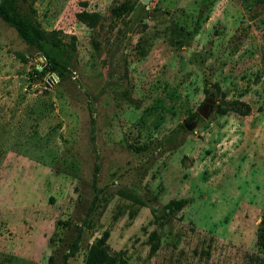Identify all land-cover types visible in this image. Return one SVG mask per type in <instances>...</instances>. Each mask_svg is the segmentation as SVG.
I'll return each mask as SVG.
<instances>
[{
    "label": "rangeland",
    "instance_id": "374dc122",
    "mask_svg": "<svg viewBox=\"0 0 264 264\" xmlns=\"http://www.w3.org/2000/svg\"><path fill=\"white\" fill-rule=\"evenodd\" d=\"M20 12L61 45L46 85L0 18V264H84L105 230L117 264H264V0Z\"/></svg>",
    "mask_w": 264,
    "mask_h": 264
},
{
    "label": "trees",
    "instance_id": "16d2710c",
    "mask_svg": "<svg viewBox=\"0 0 264 264\" xmlns=\"http://www.w3.org/2000/svg\"><path fill=\"white\" fill-rule=\"evenodd\" d=\"M26 2L27 0H21ZM30 10L34 12V8L31 6ZM0 18L5 21L8 25L12 26L18 34L31 46L37 48L40 53L39 55L44 56L45 65L41 68L42 73L53 72L57 69V61L52 58L44 49V42H49L54 46L61 45V39L56 35V32H47L40 27L30 16L23 15L20 12V0H0ZM78 18L88 25H95L98 16L88 12H80ZM235 102H239L236 100ZM245 107L238 108V111L242 114L249 112V106L242 104ZM219 111L222 113L227 112V108L219 107ZM184 205V199L170 200L165 206L164 210L169 209L173 211L180 209ZM159 216H156V219ZM264 223V218L262 220ZM109 237V231L105 230L99 237L89 244L84 264H117L118 260L113 255L107 244ZM259 243L264 247V228L262 227L259 232ZM76 247V246H75ZM74 247V248H75ZM74 248L72 250H74ZM72 253V252H69ZM71 254H67L66 257Z\"/></svg>",
    "mask_w": 264,
    "mask_h": 264
},
{
    "label": "water",
    "instance_id": "95a60500",
    "mask_svg": "<svg viewBox=\"0 0 264 264\" xmlns=\"http://www.w3.org/2000/svg\"><path fill=\"white\" fill-rule=\"evenodd\" d=\"M213 99L208 97L205 99L204 104L201 108H199L198 112L201 116H205L208 108L211 104H213ZM193 119V118H192ZM185 128H187L188 130L191 129L194 126V121H190L189 123H184Z\"/></svg>",
    "mask_w": 264,
    "mask_h": 264
},
{
    "label": "built area",
    "instance_id": "2783aa9c",
    "mask_svg": "<svg viewBox=\"0 0 264 264\" xmlns=\"http://www.w3.org/2000/svg\"><path fill=\"white\" fill-rule=\"evenodd\" d=\"M40 60H42V62H39L40 67H43L45 65V58H44V56H40ZM54 82H55L54 74L52 72H50L48 74V77L45 80V84L46 85H50V84H52Z\"/></svg>",
    "mask_w": 264,
    "mask_h": 264
}]
</instances>
